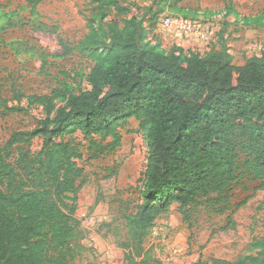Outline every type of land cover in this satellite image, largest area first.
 <instances>
[{"label": "trees", "instance_id": "1", "mask_svg": "<svg viewBox=\"0 0 264 264\" xmlns=\"http://www.w3.org/2000/svg\"><path fill=\"white\" fill-rule=\"evenodd\" d=\"M26 1L34 9L44 0ZM89 1L95 10L90 32L74 47L64 45L93 60L88 88L74 92L64 84L30 95L13 89L9 100L0 83L5 113L28 114L40 105L47 114L0 144V264H72L86 249L76 215L85 173L78 132L101 152L121 146L119 128L130 119L148 129L142 200L125 214L128 238L119 244L126 264H150L145 238L173 204L188 208L211 193L227 201V189L240 177L241 152L264 186V53L235 64L224 45L203 55L179 46L166 50L149 40L144 17L129 16L121 0ZM112 8L122 25L105 21ZM96 23L106 25L105 35ZM155 25L151 19L149 28ZM96 136L110 141L102 145ZM35 139L42 140L37 151L30 148ZM252 245L255 254L201 257L198 264H264V236Z\"/></svg>", "mask_w": 264, "mask_h": 264}, {"label": "rangeland", "instance_id": "2", "mask_svg": "<svg viewBox=\"0 0 264 264\" xmlns=\"http://www.w3.org/2000/svg\"><path fill=\"white\" fill-rule=\"evenodd\" d=\"M121 3L129 16L144 17L149 40L160 41L166 50L173 45L170 36L165 35L169 29L161 22L168 14L182 15L208 27L212 38L199 50L202 55L224 45L232 55V62L243 64L264 53V0H121ZM94 11L89 0H44L34 9L26 0H0L3 96L11 100L13 89L28 95L46 94L64 84L74 92L88 88L86 76L93 60L76 49L66 50L64 45L74 47L90 32L89 19ZM109 14L106 22L118 20L122 25L115 9ZM151 19L156 21L152 30ZM95 27L105 35L106 25L96 23ZM46 116L40 105L28 114L5 113L0 105V144L13 131L33 128ZM119 130L122 144L114 151L95 152L80 132L74 135L83 152L78 163L85 170L76 215L81 221L86 249L72 264H126L125 250L119 246L128 238L124 216L133 212L142 200L150 146L148 129L141 128L138 120H128ZM95 139L102 145L110 141L99 136ZM41 144V139H35L30 148L37 151ZM17 154L15 150L12 160ZM245 156L241 152L240 177L227 189V201L211 193L199 197L188 208L175 203L157 217L144 241L150 264H198L201 257L235 260L256 253L253 240L264 236V186L248 170Z\"/></svg>", "mask_w": 264, "mask_h": 264}, {"label": "crops", "instance_id": "3", "mask_svg": "<svg viewBox=\"0 0 264 264\" xmlns=\"http://www.w3.org/2000/svg\"><path fill=\"white\" fill-rule=\"evenodd\" d=\"M165 35L166 37L170 36V40H172L173 44L172 46H179L184 48L186 51L192 50L197 52L209 43V40L212 38V34L208 32V27L204 25L200 34L194 33L187 36L174 29H169Z\"/></svg>", "mask_w": 264, "mask_h": 264}, {"label": "built area", "instance_id": "4", "mask_svg": "<svg viewBox=\"0 0 264 264\" xmlns=\"http://www.w3.org/2000/svg\"><path fill=\"white\" fill-rule=\"evenodd\" d=\"M161 22L166 28L174 29L187 36L194 33L200 34L203 28V25L197 20L182 15L171 16L167 14L163 16Z\"/></svg>", "mask_w": 264, "mask_h": 264}]
</instances>
